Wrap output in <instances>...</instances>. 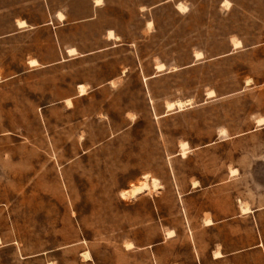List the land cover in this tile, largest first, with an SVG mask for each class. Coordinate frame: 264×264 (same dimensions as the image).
<instances>
[{"label": "rangeland", "instance_id": "374dc122", "mask_svg": "<svg viewBox=\"0 0 264 264\" xmlns=\"http://www.w3.org/2000/svg\"><path fill=\"white\" fill-rule=\"evenodd\" d=\"M103 3L0 0V264H264V0Z\"/></svg>", "mask_w": 264, "mask_h": 264}, {"label": "crops", "instance_id": "0c3cea01", "mask_svg": "<svg viewBox=\"0 0 264 264\" xmlns=\"http://www.w3.org/2000/svg\"><path fill=\"white\" fill-rule=\"evenodd\" d=\"M39 2L43 10L40 17H38L37 20L32 21L28 17L23 15L14 16L12 18V25L15 27V29L12 31H25V30L37 29L40 27H46L56 34L60 29L62 30V29L76 27L77 25H80L82 23H86L94 20L97 17V12L103 8V4H104L103 0L100 4L97 5L94 3V0H87V5L85 9L78 10L77 7L75 6L76 0H39ZM58 13H62L63 15L62 19L58 17ZM17 20H24L26 22V26L18 27L16 24ZM108 30H112L114 35H116V32L114 29L110 28V29H106L105 34L102 35V38L103 37L105 38V42L110 44L100 47L99 49L96 50L85 51V52H80L78 45L69 44L64 47V52L68 57H77V56L88 55L95 51L112 48L116 46V44H112L111 41L117 39L108 38L107 37ZM69 47L75 48L76 53L73 55H68L67 48ZM36 60L38 61V59ZM62 60L65 59L62 58L59 61ZM220 257H222V254ZM213 258H219V257H214L213 254Z\"/></svg>", "mask_w": 264, "mask_h": 264}, {"label": "bare ground", "instance_id": "6f19581e", "mask_svg": "<svg viewBox=\"0 0 264 264\" xmlns=\"http://www.w3.org/2000/svg\"><path fill=\"white\" fill-rule=\"evenodd\" d=\"M100 1L101 0H95L96 4H98ZM179 7H181L180 4H179ZM59 16L61 18L63 16L62 13H59ZM18 25L19 26H25L26 25V22L24 20H18ZM108 33H109V35L111 37H113L111 30H109ZM238 44H239V42H236L235 43V46L238 45ZM67 51H68L69 54H72L75 51V49L74 48H68ZM195 56L200 57L201 56V53L200 52H197V53H195ZM29 62L31 64H36V60L35 59H31V60H29ZM156 68L158 70H162L164 68V65L162 63H159V64L156 65ZM78 87H79L80 91H83V85L82 84L78 85ZM212 95H213V91H209L208 92V96H212ZM189 102H190L189 99H187L185 101L177 100L176 102H170V103H168L166 105V107H167L168 110H170V109L174 108V106L176 104L178 106L183 107L184 105L188 104ZM69 103H70V101H69ZM256 124L257 125L264 124V117H259L256 120ZM219 134L220 135L225 134V129H223V128L220 129ZM186 145H187L186 142H182L181 143L182 152H184ZM231 171L234 172L235 169H231ZM195 184L196 183H194V185ZM157 186H159V181H158L157 178H151L150 183H148L147 182V175H145V180H143L138 185H132V186H130L129 189L121 191V195H122V197H127L128 195L136 196L137 194H139V193H141V192H143L145 190H148L149 188H154L155 189ZM241 210H242V212H246L247 210H249V208L248 207H245V206H241ZM206 222H207V224H211V221L209 219H207ZM84 254L87 255V252H85ZM88 256H89V254H88ZM219 256H221V254L218 251H215L214 252V257H219Z\"/></svg>", "mask_w": 264, "mask_h": 264}]
</instances>
